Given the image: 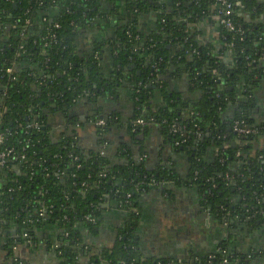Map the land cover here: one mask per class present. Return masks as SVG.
<instances>
[{"label": "trees", "instance_id": "trees-1", "mask_svg": "<svg viewBox=\"0 0 264 264\" xmlns=\"http://www.w3.org/2000/svg\"><path fill=\"white\" fill-rule=\"evenodd\" d=\"M228 1L240 30L221 25L219 53L211 42L196 38L191 24L217 13L221 0H128L127 19L116 37L95 39L92 51L80 56L77 37L94 24L105 0H0V147L25 154L0 164L6 252L0 264H28L15 246L28 240L37 244L40 230L52 225L60 229L54 248L60 264H167L141 258L135 231L138 197L156 185L170 190L165 187L170 182L196 187L204 209L229 234L236 220L264 232V121L254 113L264 80V26L241 13L243 8L259 11L264 0ZM152 11L158 12L156 30L143 38L139 17ZM105 46L115 53V77L102 72ZM182 77L189 84L185 100L168 84ZM124 84L136 105L131 120H146L144 126L128 123L127 131L136 139L154 120L175 150L187 154L186 179L167 165L149 167L128 150L114 162L79 144L75 126L83 122L76 111L81 99L106 96ZM156 97L163 105L154 106ZM94 118L106 121L99 136L114 121L102 112ZM60 121L67 123L57 129ZM237 122L254 132H237ZM177 126L186 131H173ZM109 199L130 210L131 220L112 246L95 252L84 230L96 233L101 205ZM225 257L228 264L243 262L225 240L207 263L222 264Z\"/></svg>", "mask_w": 264, "mask_h": 264}, {"label": "crops", "instance_id": "crops-1", "mask_svg": "<svg viewBox=\"0 0 264 264\" xmlns=\"http://www.w3.org/2000/svg\"><path fill=\"white\" fill-rule=\"evenodd\" d=\"M105 1L107 4L104 3L101 6L100 13L101 15L106 13V16H97L94 24L77 37V50L80 56H85L92 51L95 39L116 37L123 21L127 19L128 0ZM241 11L247 21L264 26V6L259 11L245 8ZM157 21V11L140 15L138 28L143 38L156 30ZM191 27L192 33L202 44L211 42L216 48L215 51L220 52L224 42L222 26L217 16L205 17L197 24H191ZM2 40L0 33V43ZM223 56L226 60L229 59L228 54ZM99 61L104 76L110 78L114 75L115 77V53L113 56L110 46L104 47ZM186 79L182 77L168 82L171 92L177 94L182 100L189 96V84ZM239 92L243 98L242 89H239ZM258 96L254 113L261 121H264V80L259 88ZM97 99H99L98 102ZM133 102L132 93L125 84L120 85L114 93L79 102L76 111L83 120L81 125L75 126L79 144L86 152L99 151L110 156L114 162H117V159L121 161L119 157L121 152L128 150L133 158L138 161L144 160L149 167L158 168L167 165L174 170L179 179H186L191 169L187 154L181 149L175 150L158 124L150 125L148 130L140 132L136 139L131 137L126 124L130 123L136 110ZM152 102L155 107L163 105L161 98L156 97L152 99ZM232 108L229 107L226 112L229 113ZM98 112L114 117L109 130L101 133L100 136L96 134L98 128L91 122ZM64 123L67 122H58L56 128L63 127ZM207 155L210 157L211 154ZM166 186L170 190L161 189L157 185L152 186L142 192L137 199L139 220L135 231V246L142 259H162L167 264H208L209 258L213 257L222 243L227 240L230 249L243 260L242 263L237 264H264V256L258 255L264 252V232L261 229H252L236 220V226L230 235L225 224L204 209L196 187L187 186L182 182L177 185L170 182L165 184ZM101 206L104 210L101 212L102 220L96 233L84 230L95 252L112 246L131 220V211L110 199L104 201ZM40 233L37 244L21 245L15 253L21 259H25L28 264H60V259L54 250L60 229L57 225H52L44 227ZM3 244L4 235L0 230V260L6 254L2 249ZM86 258L84 255L82 259Z\"/></svg>", "mask_w": 264, "mask_h": 264}, {"label": "built area", "instance_id": "built-area-1", "mask_svg": "<svg viewBox=\"0 0 264 264\" xmlns=\"http://www.w3.org/2000/svg\"><path fill=\"white\" fill-rule=\"evenodd\" d=\"M222 1V4H223V7L221 9L218 10L217 13L214 14V16H217L219 21H220V24L230 30H240V28L237 26L234 18H233V13H234V9H233V4L228 1V0H221ZM100 16V14H99ZM13 71V67H9L8 68V72L9 73H12ZM91 122H92V125L93 126H96V128L98 126H100V128L103 129V126L106 124V121L104 119H96V118H92L91 119ZM131 125H142L144 126L146 124V120L144 118H137L135 120H131L130 121ZM152 124H155V121L152 120L151 121ZM234 130H236L237 132H240V133H244V134H248V133H251V132H254V129L253 128H250V127H247L245 124H241L239 122H237L235 125H234ZM173 131L175 132H181V131H186V129L182 126H177V127H174L173 128ZM102 133H104V131H102ZM3 142V136L2 134H0V146ZM177 144L179 143L176 142ZM16 159H25V154H17L13 149H10V150H4L0 147V164L1 165H4L6 164L7 162L9 161H14ZM152 183L155 184V182L153 181ZM138 213V211H137ZM25 236H27V234H25ZM28 243L30 245H35L36 243H32L31 240H28ZM58 244L56 243L55 244V247H57ZM19 246H15V250L18 248ZM212 258V257H211ZM229 263V258L228 257H225L222 261V264H228Z\"/></svg>", "mask_w": 264, "mask_h": 264}, {"label": "water", "instance_id": "water-1", "mask_svg": "<svg viewBox=\"0 0 264 264\" xmlns=\"http://www.w3.org/2000/svg\"><path fill=\"white\" fill-rule=\"evenodd\" d=\"M99 20H101L100 18H99ZM98 21V20H97ZM104 117L106 118V119H108L109 118V114H104ZM128 126H127V124H126V128H127ZM98 129V132H99V128H100V126H98L97 127ZM97 130H96V134H97ZM39 235L41 234V233H38Z\"/></svg>", "mask_w": 264, "mask_h": 264}, {"label": "flooded vegetation", "instance_id": "flooded-vegetation-1", "mask_svg": "<svg viewBox=\"0 0 264 264\" xmlns=\"http://www.w3.org/2000/svg\"><path fill=\"white\" fill-rule=\"evenodd\" d=\"M84 99H86V98H82L80 102H82ZM98 100H99V99H97V102H98Z\"/></svg>", "mask_w": 264, "mask_h": 264}]
</instances>
